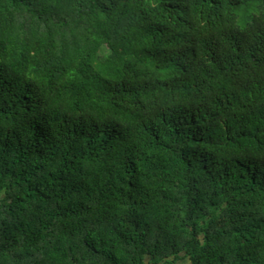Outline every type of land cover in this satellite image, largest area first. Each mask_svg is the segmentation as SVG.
I'll use <instances>...</instances> for the list:
<instances>
[{
  "label": "trees",
  "instance_id": "16d2710c",
  "mask_svg": "<svg viewBox=\"0 0 264 264\" xmlns=\"http://www.w3.org/2000/svg\"><path fill=\"white\" fill-rule=\"evenodd\" d=\"M0 264H264V0H0Z\"/></svg>",
  "mask_w": 264,
  "mask_h": 264
},
{
  "label": "rangeland",
  "instance_id": "374dc122",
  "mask_svg": "<svg viewBox=\"0 0 264 264\" xmlns=\"http://www.w3.org/2000/svg\"><path fill=\"white\" fill-rule=\"evenodd\" d=\"M107 52H108V50H107V48L105 47V48L102 50V55L105 54V53H107Z\"/></svg>",
  "mask_w": 264,
  "mask_h": 264
}]
</instances>
